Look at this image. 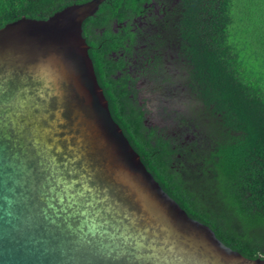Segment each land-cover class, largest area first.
Here are the masks:
<instances>
[{
  "label": "water",
  "instance_id": "95a60500",
  "mask_svg": "<svg viewBox=\"0 0 264 264\" xmlns=\"http://www.w3.org/2000/svg\"><path fill=\"white\" fill-rule=\"evenodd\" d=\"M0 27V264H264L190 217L113 119L83 21Z\"/></svg>",
  "mask_w": 264,
  "mask_h": 264
},
{
  "label": "trees",
  "instance_id": "16d2710c",
  "mask_svg": "<svg viewBox=\"0 0 264 264\" xmlns=\"http://www.w3.org/2000/svg\"><path fill=\"white\" fill-rule=\"evenodd\" d=\"M84 1L0 0V27ZM147 1L103 0L82 23L110 113L147 170L190 217L244 256L263 258L264 0H178L164 22L145 33L172 49L189 95L186 107L173 108L162 124L147 119L125 74L113 77L126 63L106 62L126 48L130 22L147 11ZM113 22L122 26L119 32ZM102 27L107 41L95 33ZM162 58L146 61L151 74L161 76Z\"/></svg>",
  "mask_w": 264,
  "mask_h": 264
},
{
  "label": "flooded vegetation",
  "instance_id": "af4514ba",
  "mask_svg": "<svg viewBox=\"0 0 264 264\" xmlns=\"http://www.w3.org/2000/svg\"><path fill=\"white\" fill-rule=\"evenodd\" d=\"M178 0H149L143 4L147 9L144 13L136 14L130 22V35L126 38L122 50L117 53L113 51L111 55L106 59L107 63L113 62L118 65L120 62H125L126 65L122 66L121 69H117L113 75L114 78L127 77L128 86L131 89L133 86L136 90V98L140 104H144L147 112L146 117L149 118L150 114L154 110V107L158 105V114L162 116L158 124L163 123V119L171 113L173 108L183 109L186 104L189 103V95L184 91L185 88L181 85V79L179 78V70L174 59L172 49H166L164 44L158 46V40L149 39V36L145 34L147 31L152 32L156 30L158 24L164 22L166 11L173 9ZM127 27L126 21L123 25ZM116 22L112 23V30L119 32V28L122 27ZM98 32L103 36L104 40L107 41L105 36V28L96 29L95 33ZM124 32L123 29L121 33ZM132 32L135 35H140L136 38L135 44L132 45L130 50L129 44L132 40H135ZM100 35H97L101 37ZM142 38V39H141ZM90 48V45H89ZM165 48V49H164ZM161 49V50H160ZM163 49V50H162ZM102 50L103 49H99ZM163 55V69L160 71V75H153L149 71V64L154 63L156 56ZM113 56V57H112ZM146 61L148 63H146ZM153 68V66H151ZM140 81V82H139ZM140 83L146 85L149 84L150 91L140 90ZM131 84V85H130ZM175 87H178L175 89ZM156 92H159L155 94ZM133 96V94H131ZM173 105V106H172ZM144 108V107H143ZM151 123H154L151 121ZM157 123V122H156Z\"/></svg>",
  "mask_w": 264,
  "mask_h": 264
},
{
  "label": "rangeland",
  "instance_id": "374dc122",
  "mask_svg": "<svg viewBox=\"0 0 264 264\" xmlns=\"http://www.w3.org/2000/svg\"><path fill=\"white\" fill-rule=\"evenodd\" d=\"M140 82V81H139ZM146 87V88H145ZM143 88H145L144 90H149L150 91V86H149V84H146V85H144L143 83L141 84L140 83V90L141 89H143ZM178 87H175V89H177ZM157 93H159V92H156L155 94H157ZM173 106V105H172ZM158 105L157 106H155L154 107V110L152 111V113L150 114V116H149V120L150 121H152V122H154V123H159V121H160V119H161V115H160V113L158 114ZM163 120H164V118H162Z\"/></svg>",
  "mask_w": 264,
  "mask_h": 264
}]
</instances>
